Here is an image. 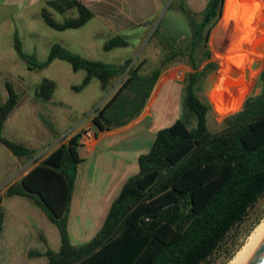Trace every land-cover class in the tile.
<instances>
[{
    "label": "trees",
    "instance_id": "16d2710c",
    "mask_svg": "<svg viewBox=\"0 0 264 264\" xmlns=\"http://www.w3.org/2000/svg\"><path fill=\"white\" fill-rule=\"evenodd\" d=\"M224 5L225 0H206L198 20L181 5L190 33H181L184 38L180 34L166 37L165 56L147 74L140 73L142 62L129 66L131 57L107 63L70 52L58 43L51 46L46 61L39 62L22 50L14 34V49L29 70L38 71L54 59H62L73 71H85L81 83L72 86L75 91L93 78L106 92L116 84L90 117L92 126L101 131L123 126L142 112L168 62L188 56L191 71L185 77L181 117L159 128L148 151L137 156V172L122 184L101 226L88 241L74 244L68 229L82 161L78 154L80 131L60 141L40 160L34 158L26 174L6 186L0 194V237L5 217L2 198L23 196L58 230L57 250L47 246L43 252H29L31 256L44 255L46 264H210L230 230L264 196V65L258 78L260 92L246 97L240 109L227 115L221 130L209 129L206 116L210 106L197 94L198 85L217 68L208 60L206 43L222 18ZM48 7L62 14L76 9L78 14L58 22ZM40 13L56 30L80 27L93 16L90 7L79 0H46ZM127 45L124 37L116 35L105 42L104 49ZM4 85L7 98L0 104V143L14 156L31 159L34 149L2 135L4 122L19 98L8 80ZM55 87L54 80L44 78L35 91L36 98L49 101ZM232 256L221 264H227Z\"/></svg>",
    "mask_w": 264,
    "mask_h": 264
},
{
    "label": "rangeland",
    "instance_id": "374dc122",
    "mask_svg": "<svg viewBox=\"0 0 264 264\" xmlns=\"http://www.w3.org/2000/svg\"><path fill=\"white\" fill-rule=\"evenodd\" d=\"M192 1L197 3L200 9L193 10ZM205 1L127 0L125 2L126 9L121 12L122 16L118 19L101 15L91 9L93 16L84 25L65 30H56L47 25L40 10L33 7L10 19L11 25L7 31L3 26V15L0 12V104L7 98V90L4 85L6 80L19 94L17 105L5 121L2 135L27 147L36 148V155H38L51 145L58 144L65 139L79 124L81 127L88 125L94 109L102 105L116 87L115 84L106 92L101 89L100 82L93 78L83 89L75 91L72 86L81 83L85 71L83 69L73 71L71 65L62 59H54L38 71L27 69L25 61L19 58L14 49V34L19 38L22 50L26 54L33 55L39 62L46 61L51 46L58 43L70 52L107 63H121L131 57L135 64L143 63L140 73L147 74L165 56L166 37L180 34V37L184 38L186 35L181 33H190L188 20L180 6L183 5L191 13H194L195 19L198 20ZM241 1L246 2L247 0ZM48 10L52 18L58 22H62L69 16L76 17L78 14L76 9H71L64 14L49 7ZM220 19L219 21H221ZM219 21L212 28L206 43L210 55L208 60L215 62L217 68L205 77L197 88L198 96L210 106L206 122L209 129L213 131L221 130L225 126V117L240 109L246 97L260 92L258 78L264 65V50H256L242 56L238 61L240 67L237 66L238 70L235 67L234 74L228 73L227 68L230 64L225 66L223 59L218 58L215 51L216 45L221 40L218 30ZM116 35L124 37L128 41V45L114 47L110 50L104 49L105 42ZM220 45L219 49L225 47L223 43ZM187 58L188 56L184 59L175 58L168 62L160 75V83L166 88L167 103L173 109L170 112L173 113V116L177 114L175 119L182 115L185 77L191 71ZM246 59H250L248 63L245 62ZM208 60L200 63L198 70ZM255 61L261 62V65L253 68L252 64ZM212 73H217L218 77L207 88V80ZM44 78L52 79L56 83L49 101H42L35 96V91ZM169 124L168 122L162 123L161 128ZM148 149L149 147L142 149L141 152H146ZM14 159L15 156L9 149L0 143V188L10 180L13 174L7 173L6 175L5 171L12 167ZM134 163V167L126 169L124 175L116 180L118 187L128 176L136 172L135 159ZM91 169L92 157L88 158L84 167L79 170V182L76 185L75 194H78L82 189L84 176ZM96 187L99 190L100 185ZM112 196H114L113 192L108 195L107 202H110ZM9 201L10 198L5 197L4 207H19ZM29 205L31 204L29 203ZM108 208L72 207L68 218L71 241L74 244L88 241L97 231ZM263 218L264 196L249 210L244 220L230 230L220 249L211 258L210 264H221L228 259L230 254L233 253L234 256ZM50 225L55 236L59 239L57 228ZM28 226L30 227V225ZM47 234L52 248L57 250L59 244L54 243L53 235ZM5 235L9 239L14 237L13 229L9 225H6ZM32 240L34 239H27L18 245L23 249L30 244V248L36 249L38 244L36 240ZM7 244L9 245V242ZM30 261L31 264H42L38 259Z\"/></svg>",
    "mask_w": 264,
    "mask_h": 264
},
{
    "label": "crops",
    "instance_id": "0c3cea01",
    "mask_svg": "<svg viewBox=\"0 0 264 264\" xmlns=\"http://www.w3.org/2000/svg\"><path fill=\"white\" fill-rule=\"evenodd\" d=\"M79 1L86 3L93 12L96 11L101 15L118 19L122 16L121 12H124L126 9L125 2L127 0ZM45 2L46 0H0V12L3 15L4 28L8 31L11 25L9 20L28 9L34 7L41 11L45 6ZM252 2L253 0H247L246 2H242L241 0H225L224 15L218 26L221 40L218 45H216L215 49L216 55L218 58L223 59L225 66L233 63L235 56L241 59L246 53L256 51L257 49L254 47V44L258 39L264 38V3H261V12L254 16L250 11ZM192 3L194 4L192 5L193 10L196 11L200 9L197 3H194V1H192ZM205 3L206 1L202 8L205 6ZM222 43L225 47L219 49L218 47L221 46L220 44ZM239 60L236 62V67H240V65H238ZM249 60L246 59L245 62L248 63ZM239 67H237L236 70H238ZM235 72L234 70V72L230 74H234ZM170 110L173 109L171 105L167 103L166 88L160 83L159 77L142 112L129 123L103 131L95 129L91 122L84 127H81V124H79L77 126L78 128H74L65 139L62 140L65 142L76 132H81V136L78 140V154L82 161L77 169L70 210L72 207H109L113 199L117 196L122 184L129 176L119 187L116 180L124 175L123 173L126 169L131 166L134 167V159L136 161L137 156L143 153L141 152L142 149L150 148L156 132L161 128L162 123L168 122L171 124L174 121L177 114L173 116ZM56 145L57 144L51 145L38 155H36V148L31 147L35 150V155L31 159L18 158L15 156L14 164L5 171L6 175L7 173L13 174L10 180L0 188V194L3 193L8 184L20 179L26 174L33 166L32 161L34 158L39 157L38 160H40ZM91 157L92 172L89 170L87 171L83 179L84 183L82 189L78 194H75L76 185L79 182V170L81 167H84L88 158ZM97 185H100L99 190L96 187ZM111 192L114 193V196H112L110 202H107L108 195ZM9 198V202L19 207H4L5 197L2 198L1 204L5 217L3 221V231L0 237V264H31V259H38L42 264H46L47 259L44 255L31 256L29 252L32 250L43 252L47 246L53 249L47 233L53 235L54 243H58L59 245L60 237L57 239L50 225L52 223L28 198L23 196H11ZM29 203L31 205H29ZM104 218L105 216L102 219L104 220ZM6 225H9L10 228L13 229V238H6ZM28 225H30V227ZM27 239L36 240L38 244L37 248H30L29 244L22 249L18 245ZM43 239H45L46 242ZM8 242L9 245L7 244Z\"/></svg>",
    "mask_w": 264,
    "mask_h": 264
},
{
    "label": "bare ground",
    "instance_id": "6f19581e",
    "mask_svg": "<svg viewBox=\"0 0 264 264\" xmlns=\"http://www.w3.org/2000/svg\"><path fill=\"white\" fill-rule=\"evenodd\" d=\"M260 6L261 3H259L258 1L252 2L250 6V11L252 15L256 16L261 12ZM262 39L263 38H260V40ZM239 59L240 58L236 56L234 57L233 63H231L227 68L228 73H232L234 71L236 67V62ZM263 236H264V218L258 223V225L249 235L247 241L242 245V247L237 251V253L231 258V260L227 264H244L250 258L254 248L256 247V245L259 243V241Z\"/></svg>",
    "mask_w": 264,
    "mask_h": 264
},
{
    "label": "water",
    "instance_id": "95a60500",
    "mask_svg": "<svg viewBox=\"0 0 264 264\" xmlns=\"http://www.w3.org/2000/svg\"><path fill=\"white\" fill-rule=\"evenodd\" d=\"M254 47L258 51H263L264 50V38L262 40L258 39L256 43L254 44ZM132 63H133V60L129 66H131ZM260 65H261V62L255 61L252 64V67L256 68V67H259ZM122 76L120 77V79L122 78ZM217 77H218L217 73H212L210 75L209 79L207 80V88L211 86L217 80ZM244 264H264V236L261 238L259 243L254 248L250 258Z\"/></svg>",
    "mask_w": 264,
    "mask_h": 264
},
{
    "label": "built area",
    "instance_id": "2783aa9c",
    "mask_svg": "<svg viewBox=\"0 0 264 264\" xmlns=\"http://www.w3.org/2000/svg\"><path fill=\"white\" fill-rule=\"evenodd\" d=\"M179 74V73H178Z\"/></svg>",
    "mask_w": 264,
    "mask_h": 264
}]
</instances>
